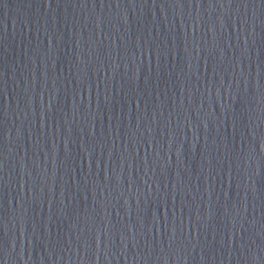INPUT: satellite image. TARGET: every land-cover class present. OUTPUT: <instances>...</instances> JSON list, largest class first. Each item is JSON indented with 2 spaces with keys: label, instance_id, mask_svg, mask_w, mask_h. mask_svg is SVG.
Segmentation results:
<instances>
[{
  "label": "water",
  "instance_id": "1",
  "mask_svg": "<svg viewBox=\"0 0 264 264\" xmlns=\"http://www.w3.org/2000/svg\"><path fill=\"white\" fill-rule=\"evenodd\" d=\"M0 264H264V3L0 0Z\"/></svg>",
  "mask_w": 264,
  "mask_h": 264
},
{
  "label": "snow or ice",
  "instance_id": "2",
  "mask_svg": "<svg viewBox=\"0 0 264 264\" xmlns=\"http://www.w3.org/2000/svg\"><path fill=\"white\" fill-rule=\"evenodd\" d=\"M261 3H264V0H261Z\"/></svg>",
  "mask_w": 264,
  "mask_h": 264
}]
</instances>
